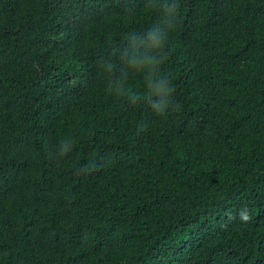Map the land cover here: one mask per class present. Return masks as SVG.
I'll list each match as a JSON object with an SVG mask.
<instances>
[{
  "label": "trees",
  "instance_id": "trees-1",
  "mask_svg": "<svg viewBox=\"0 0 264 264\" xmlns=\"http://www.w3.org/2000/svg\"><path fill=\"white\" fill-rule=\"evenodd\" d=\"M0 264H264V0H0Z\"/></svg>",
  "mask_w": 264,
  "mask_h": 264
},
{
  "label": "clouds",
  "instance_id": "clouds-1",
  "mask_svg": "<svg viewBox=\"0 0 264 264\" xmlns=\"http://www.w3.org/2000/svg\"><path fill=\"white\" fill-rule=\"evenodd\" d=\"M163 90H164L165 93H170L171 92L170 88H164Z\"/></svg>",
  "mask_w": 264,
  "mask_h": 264
}]
</instances>
